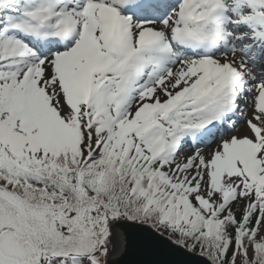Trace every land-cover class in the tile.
Instances as JSON below:
<instances>
[{
  "label": "snow or ice",
  "instance_id": "6c2138e0",
  "mask_svg": "<svg viewBox=\"0 0 264 264\" xmlns=\"http://www.w3.org/2000/svg\"><path fill=\"white\" fill-rule=\"evenodd\" d=\"M264 264V0H0V264Z\"/></svg>",
  "mask_w": 264,
  "mask_h": 264
},
{
  "label": "water",
  "instance_id": "95a60500",
  "mask_svg": "<svg viewBox=\"0 0 264 264\" xmlns=\"http://www.w3.org/2000/svg\"><path fill=\"white\" fill-rule=\"evenodd\" d=\"M134 259V257H127L124 259V264H128V261ZM181 264H203V260L196 254H190L180 258Z\"/></svg>",
  "mask_w": 264,
  "mask_h": 264
}]
</instances>
